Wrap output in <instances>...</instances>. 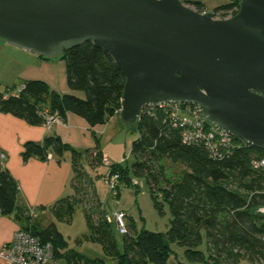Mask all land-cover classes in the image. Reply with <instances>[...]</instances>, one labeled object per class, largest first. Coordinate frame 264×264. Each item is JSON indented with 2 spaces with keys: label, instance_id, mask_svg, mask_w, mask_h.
<instances>
[{
  "label": "trees",
  "instance_id": "16d2710c",
  "mask_svg": "<svg viewBox=\"0 0 264 264\" xmlns=\"http://www.w3.org/2000/svg\"><path fill=\"white\" fill-rule=\"evenodd\" d=\"M182 1L200 13L208 12L203 1ZM239 2L229 0L216 8L215 13L223 15L224 19L236 15ZM61 59L67 64L70 93L60 94L44 82L28 81L18 95H13L14 89L10 88L0 91V113L23 119L30 125L45 124V111L58 113L61 118L74 114L91 127L105 125L113 117L120 118L126 79L113 58L88 42L65 52ZM73 92H81L83 97ZM181 107L185 108L184 105ZM171 113L170 107H157L152 112L144 110L137 125H132L139 134L132 146V154L137 157L132 170L136 175L147 178L156 206H168L171 220L167 232L144 230L133 234L134 227L126 221L129 229L128 234L123 235L121 248L115 235V212L111 215L113 226L106 222L108 214L100 200L102 212L99 213V223L95 224L91 214L84 212L89 228L85 240L101 246L104 258L91 259L69 248L54 222L41 228L39 223L29 224L31 218L28 214L29 221L23 230L44 243H51L54 260L63 259L67 264H108L110 261L116 264H168L174 244L186 249L187 259V263L179 261L175 264H241L243 261L264 264V168L255 166V162L264 159V151L252 148L235 137L229 146L221 147L218 154L202 143L185 144V130L173 127ZM49 153L59 157L71 153L75 169L72 187L77 166H82L83 154L77 153L59 136L52 135L43 144L27 142L23 160L27 162L34 157L46 160ZM95 153L98 157L103 154L99 149ZM144 158L182 164L184 172L171 180L161 166L159 174H153ZM126 171L119 164H112L109 170L119 174L120 181L125 178ZM106 174L101 175L102 178ZM159 182H162V187ZM120 183L115 197L119 196ZM18 194L17 181L0 160V214L18 211L19 215L25 216L26 211L18 208ZM70 196L51 208L59 221L70 223L74 218L78 203L72 204ZM125 214L127 220L128 215ZM204 238L206 249L202 251L200 247Z\"/></svg>",
  "mask_w": 264,
  "mask_h": 264
},
{
  "label": "water",
  "instance_id": "95a60500",
  "mask_svg": "<svg viewBox=\"0 0 264 264\" xmlns=\"http://www.w3.org/2000/svg\"><path fill=\"white\" fill-rule=\"evenodd\" d=\"M0 40L50 61L92 43L125 76L124 123L149 106L194 105L264 151V0H240L223 20L182 0H0Z\"/></svg>",
  "mask_w": 264,
  "mask_h": 264
},
{
  "label": "crops",
  "instance_id": "0c3cea01",
  "mask_svg": "<svg viewBox=\"0 0 264 264\" xmlns=\"http://www.w3.org/2000/svg\"><path fill=\"white\" fill-rule=\"evenodd\" d=\"M28 81L44 82L60 94L71 92L67 81V64L64 60H44L10 47L0 40V89L7 87L18 90ZM73 93L83 97L81 92ZM122 124L119 117H113L105 125L91 127L83 118L69 113L66 118L59 117L47 127L44 124L30 125L23 119L0 113V160L2 155L6 156V159L2 160L3 165L19 186L18 208L26 211L25 216L19 215L18 211L9 215L0 214V252L5 244L12 241L17 231L27 226L26 215L29 214L28 217L31 218H29L30 221L28 220L29 224L39 223L41 228L48 226L55 218L51 208L63 198L71 195L72 191L71 182L75 177V169L71 153H66L63 157L49 153L46 160L34 157L25 162L23 160L25 144L27 142L43 144L47 137L57 135L77 153L83 154L81 162L87 159L86 153L97 151V149L111 161L112 153L107 151L109 144L106 146L104 140L108 133L111 134L113 130L111 127L121 128ZM121 130H124V127ZM110 144L117 148L123 145L122 141L116 137L111 140ZM118 210L122 209L118 208L114 212ZM48 213L51 216L44 226L39 219ZM85 242L88 241L85 240ZM88 243L96 248L98 255H87L83 252L81 254L91 259L105 257L101 246L92 242ZM58 260L63 259H55L48 264H53V262L56 264ZM0 264L9 263L0 258Z\"/></svg>",
  "mask_w": 264,
  "mask_h": 264
},
{
  "label": "rangeland",
  "instance_id": "374dc122",
  "mask_svg": "<svg viewBox=\"0 0 264 264\" xmlns=\"http://www.w3.org/2000/svg\"><path fill=\"white\" fill-rule=\"evenodd\" d=\"M193 1H203L208 12H212L215 18H219V20L224 19L223 15L215 13V9L229 2V0ZM189 6L195 10L193 6ZM6 88L7 87H2V90ZM15 91L17 90L12 91V93ZM54 115L57 117V119H59L60 116L58 113H55ZM122 125L123 126H121V128L124 127V130H121V128L118 127H111V130L113 129L111 134L108 133L107 138L104 140L106 146L109 144L107 151L112 153L111 161L104 154H102L101 157H98L95 151H92L87 154V159L84 160V162H81L83 166H77V174L72 184L70 196V201L72 204L78 203L73 221L71 223H64L57 221L55 218L52 219V221L57 225L59 231L68 241L69 247L87 255L90 254L97 256L98 252L96 251V248L91 247L92 244L85 242L84 240V236L89 233L84 212L91 214L95 224L100 222L101 215L99 213L102 212L100 210L102 208L99 204L100 202L98 197H100L102 205L108 214L105 219L108 224L115 226L111 215L119 208L122 210H118V212H123L124 210L127 213L128 217L126 221L129 226H133L135 229L133 234H139L144 230L165 233L170 229L171 214L168 206L166 204L160 205V207L156 206L154 201L155 199L153 198V191L147 178L145 176L136 175L132 170L133 165L137 161V157L132 154V146L133 143L138 139L139 134L136 130H134V126L126 123ZM114 136L122 141L123 145L121 147H112L110 144L111 140L115 138ZM143 161H145L149 171L156 175H158L159 171L162 170H160L159 167L163 166V172L165 173L166 177L171 180L179 177L184 172V167L182 164H173L166 159L152 161L150 158H147L146 160L144 158ZM110 164H119L123 169L127 170L125 178L123 174L124 179L119 181V183H121L118 197H115V195L109 191V188L101 176L104 173L109 172V166H111ZM159 183V186L162 187V182ZM63 208L65 209L66 207ZM50 216V213H48L41 218L39 217V220L45 226ZM115 235L120 247L123 248L124 236L119 234L117 229ZM200 248L202 251L206 249L205 238ZM185 253L186 249L184 247L174 244L172 246V253L168 264H175L179 261L187 263ZM53 264L55 263L53 262ZM56 264L67 263L64 260H58ZM109 264L116 263L114 261H110ZM241 264L250 263L248 261H243Z\"/></svg>",
  "mask_w": 264,
  "mask_h": 264
},
{
  "label": "built area",
  "instance_id": "2783aa9c",
  "mask_svg": "<svg viewBox=\"0 0 264 264\" xmlns=\"http://www.w3.org/2000/svg\"><path fill=\"white\" fill-rule=\"evenodd\" d=\"M20 89L12 94L18 95ZM5 97H9V95ZM158 107L162 109H167V107L171 108L172 125L174 128L180 127L185 130L183 137L185 144L191 142L202 143L218 154L221 147H227L233 141L232 135L219 130L215 126L209 125L197 106L187 105L185 108H182L181 105L178 104H163ZM154 108L157 107L149 106L145 110L152 112ZM44 117V125L47 127L57 119L54 114H50L48 111H45ZM5 159L6 156L2 155L1 160ZM255 166L256 168H264V159L255 162ZM103 179L109 191L115 195L117 187L119 186L120 175L109 172ZM113 217L120 234L127 235L128 226L126 223V214L117 211L114 213ZM0 258L4 259L9 264H48L54 260V248L51 243L42 242L37 236L30 232L19 230L15 233L12 241L3 246L0 252Z\"/></svg>",
  "mask_w": 264,
  "mask_h": 264
}]
</instances>
